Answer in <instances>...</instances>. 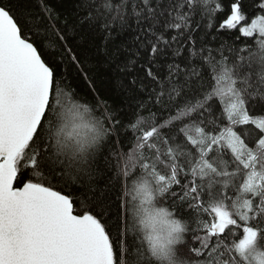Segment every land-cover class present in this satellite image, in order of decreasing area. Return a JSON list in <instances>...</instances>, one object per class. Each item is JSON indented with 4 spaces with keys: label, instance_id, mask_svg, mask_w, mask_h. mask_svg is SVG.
Returning <instances> with one entry per match:
<instances>
[{
    "label": "snow or ice",
    "instance_id": "snow-or-ice-1",
    "mask_svg": "<svg viewBox=\"0 0 264 264\" xmlns=\"http://www.w3.org/2000/svg\"><path fill=\"white\" fill-rule=\"evenodd\" d=\"M0 264H264V0H0Z\"/></svg>",
    "mask_w": 264,
    "mask_h": 264
},
{
    "label": "trees",
    "instance_id": "trees-1",
    "mask_svg": "<svg viewBox=\"0 0 264 264\" xmlns=\"http://www.w3.org/2000/svg\"><path fill=\"white\" fill-rule=\"evenodd\" d=\"M103 72H104V69L101 68V69L96 73V76H97V87H98L102 92H104V91L107 89V87H108L107 82L104 80Z\"/></svg>",
    "mask_w": 264,
    "mask_h": 264
}]
</instances>
